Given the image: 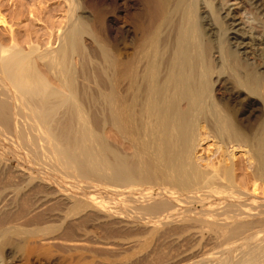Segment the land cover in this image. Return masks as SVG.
<instances>
[{
    "label": "bare ground",
    "instance_id": "bare-ground-1",
    "mask_svg": "<svg viewBox=\"0 0 264 264\" xmlns=\"http://www.w3.org/2000/svg\"><path fill=\"white\" fill-rule=\"evenodd\" d=\"M117 1L0 36V264H264V0Z\"/></svg>",
    "mask_w": 264,
    "mask_h": 264
},
{
    "label": "rangeland",
    "instance_id": "rangeland-1",
    "mask_svg": "<svg viewBox=\"0 0 264 264\" xmlns=\"http://www.w3.org/2000/svg\"><path fill=\"white\" fill-rule=\"evenodd\" d=\"M117 3H120V6H123L124 1L120 0L119 2L117 1ZM65 6V0H0V16H2L3 19H5L4 21L6 22L4 25L0 23V36L6 39L9 37V35H11L14 37L16 36L15 38L19 37L23 40L27 35H30L33 40H44L46 36H48L52 25L56 28L63 24ZM121 150L126 154H129L131 151L129 148L124 146L121 147ZM198 154L201 155L202 158L198 162L200 167L204 166L205 162L210 161L215 163L217 161L218 154L212 147H209L208 149H206V147H203ZM240 157V153H237V161L240 160ZM240 177L241 176H238V179H240ZM154 188H156V186H154ZM91 191L90 192L93 194L97 192V196H106L108 200H112L110 203L113 202L114 205L117 203V197L113 195L104 192L100 193L101 191L99 190L93 192L94 190L91 189ZM183 204L184 206L181 209V211H184L183 214H186L188 212H197L202 209L201 204L197 201H192V199H186L185 201H183ZM119 208L121 211H123L124 214L128 213L133 216L132 218H130L133 224H137L140 222V215H136L133 213V211L135 210L133 207L126 205ZM69 219L74 220V216H71ZM174 225H176L175 222H170L165 226L167 228H170ZM131 237H140L144 239L146 235L141 229H138L133 231V235ZM179 238L180 245L174 243L172 244V249H185L186 247L194 243V239H192V235L189 233L182 234ZM34 242L40 246H48L47 242L41 241L39 238L35 239ZM54 252V257H51V259L49 260L46 258H37L36 260V257H33L31 258V261L33 264H62L65 261L64 258L61 257L63 255H59L60 252L58 251ZM58 256L60 257V259ZM53 260H56L58 262L55 261V263ZM29 263L30 262H26L25 260L16 262V264Z\"/></svg>",
    "mask_w": 264,
    "mask_h": 264
}]
</instances>
